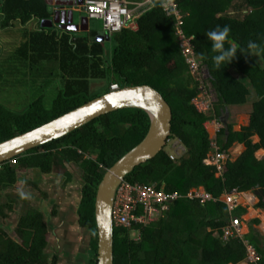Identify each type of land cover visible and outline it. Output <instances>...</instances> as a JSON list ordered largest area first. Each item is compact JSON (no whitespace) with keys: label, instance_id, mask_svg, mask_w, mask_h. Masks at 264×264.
<instances>
[{"label":"trees","instance_id":"obj_1","mask_svg":"<svg viewBox=\"0 0 264 264\" xmlns=\"http://www.w3.org/2000/svg\"><path fill=\"white\" fill-rule=\"evenodd\" d=\"M174 1L183 15L182 27L198 59L208 67L218 94L210 111H200L193 102L201 93L200 82L191 75L183 54L177 17L165 13L159 6L161 0L139 19V30L126 28L113 36L111 55L100 35L91 37L55 27L29 29L27 25L34 24V19L42 21L54 16L55 9L46 0H0L3 27L21 23L25 28V40L12 56L20 62L18 67L27 68V75L34 73V82H38L41 91L50 86L57 69L58 80L63 82L56 86L58 91L50 108L44 95L23 110H13L0 101V142L109 92L113 83L120 87L150 84L172 106L171 139L179 141L184 152L172 159L164 149L138 166L126 180L183 195L203 187L217 199L203 204L198 198L183 196L150 224L116 227L115 264H238L248 256L247 242L256 247L261 255L260 264H264V236L254 227L243 237L225 238L224 228L247 209L238 206L232 211L222 200L224 195L252 190L260 199L257 206L264 208V158L257 156L264 149V0ZM217 25H228L229 40L252 54L238 50L230 64L216 69L212 60L216 53L212 52L205 32ZM250 41L258 45L257 49H248ZM225 47H229L227 42ZM233 70L241 76L237 77ZM7 80L0 67V87ZM252 97L256 99L242 129L237 131L229 123L216 138L221 150L229 152L236 142L244 144L246 150L237 160L228 159L224 171L207 164L214 151L207 121L222 118L230 107L244 106ZM149 127L150 118L140 109L103 115L59 140L16 157L17 168L11 162L4 163L0 168V191L19 181L18 172L38 169L48 174L65 163L79 164L84 181L79 223L92 231L87 260L88 264H97L98 186L106 171L144 139ZM255 136L260 137L259 142H255ZM2 207L12 211L14 199L10 198ZM4 208L0 215H7ZM16 231L22 243L0 228V264H48V227L42 213L28 210Z\"/></svg>","mask_w":264,"mask_h":264},{"label":"water","instance_id":"obj_2","mask_svg":"<svg viewBox=\"0 0 264 264\" xmlns=\"http://www.w3.org/2000/svg\"><path fill=\"white\" fill-rule=\"evenodd\" d=\"M82 3L83 0H80V4ZM65 6H73V3L58 0L55 18L43 20L42 26L50 28L55 23H60L61 28L64 29L84 30L85 23H89L88 17H82L78 23L74 8H65ZM64 16L65 19L62 18ZM123 109L145 111L150 118V127L144 139L106 171L98 186L95 199L98 228L97 264H115L113 213L119 187L138 166L154 159L164 150L172 136L173 110L165 96L150 84H126L118 90H110L95 97L41 126L0 142V164H3L32 149L59 140L103 115ZM82 229L85 232L79 236L81 241L76 238L75 247L73 248V244L72 247L67 246L68 251L63 256L66 255L65 257L68 258L71 254L77 253L79 260L77 264H88L87 254L91 248L92 231L87 228ZM80 242L82 247L78 251L77 246Z\"/></svg>","mask_w":264,"mask_h":264},{"label":"built area","instance_id":"obj_3","mask_svg":"<svg viewBox=\"0 0 264 264\" xmlns=\"http://www.w3.org/2000/svg\"><path fill=\"white\" fill-rule=\"evenodd\" d=\"M47 1L56 2V0ZM65 1L73 3V6L68 7H82L89 19L102 20L106 34L113 36L126 28L134 31L139 30V19L155 7L157 0H83L82 4H80V0ZM172 3L175 5V12L172 15H175L178 20L177 33L180 38L183 54L189 64L191 75L200 82L199 89L201 93L198 97L193 99V102L200 111H209L216 102L212 91V88L214 90L215 88L210 81L207 68L203 67L202 62L198 59L195 47L182 27V12L179 10L174 0H172ZM119 88L120 85L118 83H113L111 85L112 90H118ZM214 119L218 125L219 133L224 125L221 120H217L219 118ZM216 138L212 143L214 151L210 153L206 163L209 165H216L219 170L224 171L226 170L227 161L230 159V154L225 150H221ZM174 148L173 153L170 154L172 159L178 158L181 153L184 152V147L177 140L174 142ZM10 162L14 165L17 163V159L14 158ZM2 165L3 164H0V168H2ZM245 193L246 192H234L225 195L226 197L224 201L227 202L230 210L233 211L238 206L244 205L241 198ZM183 196L190 199L198 198L203 204L217 199L203 187L194 188L188 192L187 195H183L179 192H168L164 187L159 189L156 185H144L125 180L119 187L115 200L113 213L115 228H132L137 224H150L157 218L161 217L171 203L177 201ZM249 201H254L253 195ZM242 227V217H234L230 224L224 228L225 238L232 236L242 237ZM247 249V260L249 263L260 264L261 256L256 248L252 244H247Z\"/></svg>","mask_w":264,"mask_h":264},{"label":"rangeland","instance_id":"obj_4","mask_svg":"<svg viewBox=\"0 0 264 264\" xmlns=\"http://www.w3.org/2000/svg\"><path fill=\"white\" fill-rule=\"evenodd\" d=\"M74 11H75V15H76V21L79 22L81 20L82 17H84L86 15V12L84 11V9L80 6H74ZM56 9V8H54ZM2 14L0 12V67H2V69L5 70L6 72V77H7V82L2 85L0 87V101L2 103H4L6 106H8L9 108H12L13 110H23L25 108H27L29 105H31L33 103V101L35 99H37L39 97V95H44L45 97V103L47 105L48 108L51 107L52 105V101L57 93V89L56 86L60 87L63 85V82L58 80L60 78V71L59 69H57L56 71H54L53 75H52V81L49 82V87L48 88H44L41 89L39 88L38 82H34V73L31 75H27L29 74V70H27V68L25 70H22L20 67H18V65H20V62L16 61L15 59L12 58L13 53L17 50V48L22 44V42L25 40V28H23L22 26H19L18 23H16L14 26H12L11 28H4L1 26L2 24ZM35 24L31 23L29 24V29L30 28H36V25L38 23L34 22ZM91 29L97 32H101L102 34H104L105 36V26L102 20H91ZM60 26H56V29H59ZM105 46L108 50V54L111 55L112 50H113V46H114V41L112 39L109 40H105ZM203 67L207 68V72L208 75L210 76V71L208 69V67L206 65L203 64ZM16 70V71H15ZM18 70H20V72L18 73ZM7 72H11L13 73L12 75H10ZM17 72V73H16ZM34 72V71H33ZM56 73V74H55ZM233 73L237 76L240 77L241 75L236 72L235 70H233ZM52 84V85H51ZM213 91V96H214V100L217 102L218 101V94L217 92L212 88ZM255 97H252L250 99V101L244 105V106H233L230 107L226 113V115H223L225 118V121H228L229 123L234 125V129L235 130H241L242 126L246 124L247 119H248V114L252 111V104L255 101ZM210 111V110H209ZM210 113V112H209ZM226 125V123H225ZM209 126V131L213 134L214 132H216V129L214 127V122H211L208 124ZM214 137H211L213 139H215L217 137V134H213ZM255 141H258L259 138L257 136L254 137ZM176 140L171 139L167 146L165 147V151L172 153L174 151V142ZM237 146L234 147V145L229 149V154L232 160H237L238 158V150H240L239 148H237ZM184 150V149H183ZM182 151V150H181ZM257 156L259 158H264V151H259L257 152ZM15 168L18 167V163H15L13 165ZM67 166L66 165H60V167H58L56 169V175L58 179H60L59 177L66 171ZM74 171V170H73ZM24 175L22 177H20L19 181H17V183L12 186L9 189H6L5 191L1 192L3 195H0V200L2 202H4V204L8 203L10 201V198H14L16 200H19L18 202H21L22 199L20 198L22 195L25 196H29L28 198V205L32 204L35 207H40V202L39 200L42 199H46L43 195V192L45 191H50V184H45L44 181L41 182V185H39V187H34L30 186L31 185V181L32 179H34V174L31 173L29 170L26 171H21L18 172V174H23ZM38 172V171H37ZM78 175L76 174V181L74 183V187L76 191L81 192V188H82V180L79 177L80 176V170H77ZM39 173V172H38ZM53 181L54 178H52ZM40 184V183H39ZM27 186V188L30 190L28 192V194L25 192V188L24 186ZM252 194H254L256 196V194L254 193V191L250 190L248 191ZM69 195H67L68 198ZM17 202V203H18ZM259 202V199L256 198L254 203H256V206ZM16 203V204H17ZM246 204V203H245ZM18 210V212H20L19 208H16ZM22 209H25V204H23ZM21 209V210H22ZM78 230V240L81 238L79 237L80 234H83L84 229H82L81 227H79V225L77 227ZM63 229H61L62 232ZM65 230V229H64ZM12 235H15V232H11ZM83 240V238H82ZM75 247V244L73 245V248ZM78 247V251L81 250V242L80 245L77 246ZM75 250V249H74ZM72 250V251H74ZM71 257H68L66 259H64V264H77L78 263V257H77V253L75 254H71Z\"/></svg>","mask_w":264,"mask_h":264},{"label":"flooded vegetation","instance_id":"obj_5","mask_svg":"<svg viewBox=\"0 0 264 264\" xmlns=\"http://www.w3.org/2000/svg\"><path fill=\"white\" fill-rule=\"evenodd\" d=\"M62 18L65 19L66 17L64 16ZM65 165L67 166L66 171L59 177L60 179L57 178L58 175H56V170L48 174H44L38 169L29 170L34 174V179H32L30 186H33V188H38L43 181L45 184L51 185L50 191L47 190L43 192V195L46 199L39 200L41 204L40 207H35L32 202L30 205H28L29 196L27 197L25 195H22L20 197L21 199H26H22L21 202H18L19 200L11 198L14 199V208L12 211H10L9 208L2 207L4 202L0 200V210L1 208H4L3 212L7 214L0 215V228H2L3 231L11 239H14L19 243H22L23 239L17 235L16 230L19 223L21 222L22 215H25L28 210L31 209L40 211L42 213L48 227V246L45 250L48 258V264H64L63 260L67 257H65L66 255H63L68 251L66 250V248L67 246L72 247V244H75V239L78 238L77 235L79 233L77 228L75 227H77L78 225L80 227L79 209L83 198L84 181L81 177L82 172L79 164L72 163L71 165H69L65 163ZM77 170H80L79 177L82 180L81 192L76 191L74 187L76 174L78 175ZM23 175L24 172L23 174H20L19 177H22ZM52 178L56 180L53 181ZM24 188L26 190L25 192L28 194L30 190L26 185L24 186ZM0 195H3L1 191ZM67 195H69L68 198ZM23 204H25V209H22ZM16 208H19L20 212H18ZM61 229H63V234L60 233ZM11 232H15V235H12Z\"/></svg>","mask_w":264,"mask_h":264},{"label":"clouds","instance_id":"obj_6","mask_svg":"<svg viewBox=\"0 0 264 264\" xmlns=\"http://www.w3.org/2000/svg\"><path fill=\"white\" fill-rule=\"evenodd\" d=\"M47 1V0H46ZM57 1L53 4L56 6L57 4ZM48 2V1H47ZM67 3H69L68 1H66ZM162 9H164L165 13L169 16H171L174 12H175V5L172 3V0H161V3L159 5ZM65 8H69L68 6H65ZM230 32H231V29L228 25H225L223 27L217 25L215 28L213 29H210V30H207L205 32V35L208 39V41L210 42L211 44V50L213 53H216L213 57H212V60H213V64H214V67L216 69H220L222 66H225V65H228L230 64L237 56V52L238 50L241 52V53H246L243 49H240L239 46L235 43H232L230 40H229V35H230ZM107 35V34H106ZM109 35H107L108 37ZM114 36V35H113ZM113 36H109L108 38L109 39H112ZM192 39H195V37H192ZM228 43L229 44V47H225V43ZM258 45L255 43V42H249L248 44V49L250 50H255L257 49ZM246 54H252L251 51H249L248 53ZM203 58V57H202ZM121 88V87H120ZM112 90V89H111ZM224 117V116H223ZM219 118V119H222V123L224 125V127L227 126V124H229L228 121H225V118ZM218 118V117H216ZM208 122V121H207ZM226 123V125H225ZM223 127V128H224ZM239 131V130H237ZM171 140V138H170ZM169 140V141H170ZM168 141V142H169ZM173 153V152H172ZM16 159V158H15ZM231 159V157H230ZM11 161V160H10ZM8 161V162H10ZM4 164V163H3ZM245 192H248V191H245ZM256 194V192H255ZM259 202H260V199H259ZM258 202V204H259ZM257 204V205H258ZM242 206V205H241ZM242 217V216H240ZM243 220V218H242ZM243 237V236H242ZM247 244H251L249 242H247ZM253 245V244H252ZM254 246V245H253ZM255 247V246H254ZM256 248V247H255ZM257 250V249H256ZM259 253V252H258ZM261 256V255H260ZM247 259V258H246ZM249 262V261H248Z\"/></svg>","mask_w":264,"mask_h":264},{"label":"crops","instance_id":"obj_7","mask_svg":"<svg viewBox=\"0 0 264 264\" xmlns=\"http://www.w3.org/2000/svg\"><path fill=\"white\" fill-rule=\"evenodd\" d=\"M50 5H52L54 8H56V6L55 5H53L54 4V2H48ZM54 11H56V9L54 10ZM85 17H88L87 15H85ZM55 18V13H54V16L51 18V19H54ZM89 19V18H88ZM47 20H50V19H47ZM91 20H93V19H89V23H85V25H84V30H80V31H78V30H71V29H64V28H62L63 30H68V31H73V32H77V33H79V34H82V33H87L88 35H90L91 37L93 36H97V35H100V37H102V39L104 38V42H105V40H109V36L107 37V35H106V32H105V36H104V34H102L101 32H97V31H94V30H92L91 29ZM43 21V20H42ZM42 21H40V20H36V19H34V22H36V23H38L37 25H36V28H39V27H43L42 26ZM81 21V20H80ZM80 21L78 22V23H80ZM77 22V21H76ZM19 24V26H22L23 27V25L21 24V23H18ZM35 24V23H34ZM60 26V28H61V26H62V24H60V23H55L54 24V26L53 27H55L56 28V26ZM87 25H89V27H87ZM1 26H2V24H1ZM27 26H29V25H27ZM53 27H50V28H53ZM24 28V27H23ZM43 28H45V27H43ZM105 30V29H104ZM113 38V37H112ZM217 119V118H216ZM218 121L219 120H221L222 121V119H217ZM211 122H214V127H215V129H216V132H214L213 134H218V125H217V123H216V120L214 119H212V120H210L208 123H207V128H208V131H209V126H208V124L209 123H211ZM209 133H210V136L211 137H214L213 136V134L209 131ZM258 138H259V140L258 141H255V142H259L260 141V137L259 136H257ZM238 145V147L237 148H239L240 150H238V157L237 158H239L240 156H241V154L246 150V146L244 145V144H241V143H238V142H236L235 144H234V147L235 146H237ZM259 151H264V149H261V150H259ZM258 151V152H259ZM255 193V192H254ZM252 195L254 196V201H255V199L256 198H258L259 199V197H258V195L256 194V196L254 195V194H252V193H250V192H246L245 194H243V196H242V198H241V200H242V203H244V205H243V207H245L246 209H247V211H246V213L244 214V215H242V218H243V229H242V235L243 236H245V235H247V234H249L251 231H252V227H254V229H256L262 236H264V208L263 207H258V206H256V203H254V201H249L251 198H252ZM225 195L224 196H222V200H225ZM249 202V203H248ZM246 203V204H245ZM255 220H257V221H255ZM61 234H63V231L62 232H60ZM59 240V239H58ZM64 240V239H63ZM238 264H250L249 262H248V260L246 259V260H244V261H242V262H240V263H238Z\"/></svg>","mask_w":264,"mask_h":264}]
</instances>
